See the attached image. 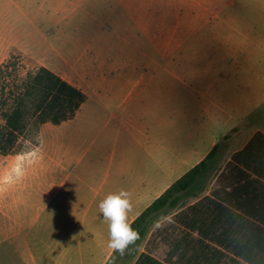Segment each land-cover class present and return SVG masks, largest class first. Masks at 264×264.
I'll return each instance as SVG.
<instances>
[{"label":"crops","instance_id":"1","mask_svg":"<svg viewBox=\"0 0 264 264\" xmlns=\"http://www.w3.org/2000/svg\"><path fill=\"white\" fill-rule=\"evenodd\" d=\"M46 1L57 25L81 24L90 38L86 100L72 119L42 127L17 163L2 162L0 237L17 242L19 264H264V0L212 3L220 23L258 46L208 51L217 63L186 59L201 49L172 56L165 31L151 48L138 0ZM218 144L202 193L123 255L108 247L107 195L131 193L132 225Z\"/></svg>","mask_w":264,"mask_h":264},{"label":"rangeland","instance_id":"2","mask_svg":"<svg viewBox=\"0 0 264 264\" xmlns=\"http://www.w3.org/2000/svg\"><path fill=\"white\" fill-rule=\"evenodd\" d=\"M219 1L222 0H138V18L142 23L139 28L148 35L149 46L155 49L163 47L162 33H170L172 56L180 48L189 52L204 51L206 55L202 58L187 57L191 63L194 59L217 63L220 58L210 56L207 53L210 50L246 51L257 48V42L248 44L240 39L241 26L220 23L222 20L217 16H225L221 13L223 10L212 8V3L216 7ZM55 2L60 7L58 0ZM84 5V8L89 6ZM50 7V1L46 0H0V66L8 60H15L18 73L22 75L45 66L81 89L86 78L88 62L84 55L91 43L90 38L81 36L84 28L81 24L57 25ZM75 7H78L77 12L81 11L82 2L75 4ZM93 31L96 33L101 30L99 26H94ZM250 54L245 53L244 56L253 60ZM3 122L0 116V124ZM51 124L39 125L31 121L27 130L18 137L13 151L8 155L0 153V173L3 171V160L10 158L17 163L18 153L24 154L32 149L42 127H50ZM0 264H19L17 242L3 241L0 237Z\"/></svg>","mask_w":264,"mask_h":264},{"label":"trees","instance_id":"3","mask_svg":"<svg viewBox=\"0 0 264 264\" xmlns=\"http://www.w3.org/2000/svg\"><path fill=\"white\" fill-rule=\"evenodd\" d=\"M86 100V95L61 75L42 66L25 75L18 73L15 60L0 66V153L10 154L18 137L36 122L61 124L72 119ZM219 144L200 164L178 179L162 196L155 200L131 225L142 240L147 228L164 215L177 210L195 195L200 182L217 169Z\"/></svg>","mask_w":264,"mask_h":264},{"label":"clouds","instance_id":"4","mask_svg":"<svg viewBox=\"0 0 264 264\" xmlns=\"http://www.w3.org/2000/svg\"><path fill=\"white\" fill-rule=\"evenodd\" d=\"M99 209L103 219L109 222L108 247L123 255L129 245L139 239V233L128 222V213L132 210L131 193L121 190L109 194L99 203Z\"/></svg>","mask_w":264,"mask_h":264}]
</instances>
